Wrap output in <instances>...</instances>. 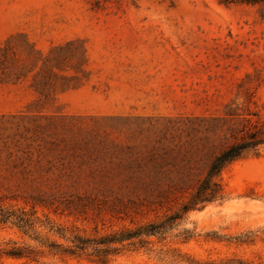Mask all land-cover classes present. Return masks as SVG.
<instances>
[{"label":"rangeland","instance_id":"obj_1","mask_svg":"<svg viewBox=\"0 0 264 264\" xmlns=\"http://www.w3.org/2000/svg\"><path fill=\"white\" fill-rule=\"evenodd\" d=\"M244 118L264 129V21L256 7L0 0V208L31 213L29 192L140 195L131 203L99 196L86 213L36 206L29 230L0 223V264H99L50 245L162 221ZM60 140L69 147L65 171H45L52 157L39 174L18 161L28 148ZM58 173L79 182L51 191L23 181ZM181 179L190 180L188 189ZM220 180L222 200L143 246L111 245L120 250L108 264H264V145L228 165Z\"/></svg>","mask_w":264,"mask_h":264},{"label":"trees","instance_id":"obj_2","mask_svg":"<svg viewBox=\"0 0 264 264\" xmlns=\"http://www.w3.org/2000/svg\"><path fill=\"white\" fill-rule=\"evenodd\" d=\"M224 5L231 4H244L251 7H256L259 18L264 21V0H219ZM236 114L228 112L227 116L232 119ZM252 115V114H248ZM254 115V114H253ZM227 118V121H229ZM243 125L239 130H231V141L226 143L207 163L204 175L197 179L192 192L186 201L182 202L180 206L171 211V213L164 216V219L159 222H151L143 225H138L135 229H124L119 232H114L105 237L89 238L79 234H74L71 238V246L63 248L51 244L50 247L59 249L63 254L70 256L80 257L82 255L95 257V261L99 264H108L107 256L111 253L119 252L120 248H111V245H120L121 248L130 246H143L147 243L146 238L151 236H163L171 227L174 222L181 219L190 211L200 210L207 204L213 203L223 199L222 184L220 175L222 171L234 161L246 158L251 155H257L260 148L264 145V129L259 124L258 120L253 121L251 118H244ZM62 141H54L50 143L39 144L37 147L28 148L24 151L18 161L25 164L29 168L32 163L34 171L37 173L44 172V167L41 165L42 160L46 157H52L47 162L45 171L53 169L59 165V171H65V156L69 153V147ZM74 149V146L71 147ZM139 167V165H137ZM130 169L133 168L131 165ZM33 171H26L29 174ZM109 172V169L105 173ZM30 175V174H29ZM40 178L24 177L23 181L36 180L40 185L49 187L51 191H58L66 185L74 187L79 181L72 177L63 176L58 173L55 177L39 176ZM104 180V179H103ZM31 182V181H30ZM190 182L187 179H181L180 184H183V189L187 188L186 184ZM139 184L136 183L134 189H139ZM142 187V186H141ZM118 192H94V193H78V192H29L24 198L25 203L31 206V213L24 210L14 211L9 209L0 208V223L11 222L18 228L32 229L35 223L33 217L36 206H42L53 209L54 212L61 210V212L68 211L70 214L73 212L86 213L90 206H93L98 200L99 196L103 197L106 201L108 197H112L114 201L123 203L125 198L131 203L132 198H139V192H127L125 196L117 195ZM131 195V196H130ZM133 195V196H132ZM131 197V198H130ZM133 203V202H132ZM49 231L56 232L62 237L65 235L63 228H58L54 224L47 222Z\"/></svg>","mask_w":264,"mask_h":264}]
</instances>
